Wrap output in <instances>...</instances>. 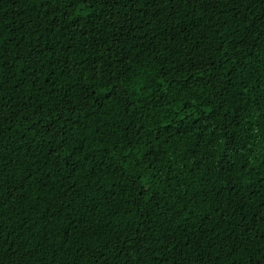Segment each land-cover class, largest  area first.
<instances>
[{
	"label": "trees",
	"instance_id": "16d2710c",
	"mask_svg": "<svg viewBox=\"0 0 264 264\" xmlns=\"http://www.w3.org/2000/svg\"><path fill=\"white\" fill-rule=\"evenodd\" d=\"M0 264H264V0H0Z\"/></svg>",
	"mask_w": 264,
	"mask_h": 264
}]
</instances>
